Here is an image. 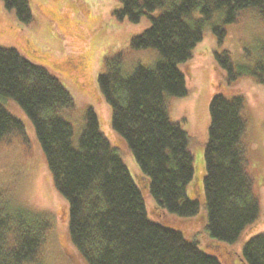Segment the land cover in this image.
Wrapping results in <instances>:
<instances>
[{"label": "trees", "instance_id": "1", "mask_svg": "<svg viewBox=\"0 0 264 264\" xmlns=\"http://www.w3.org/2000/svg\"><path fill=\"white\" fill-rule=\"evenodd\" d=\"M0 2L21 24L33 21L29 0ZM118 2L117 22L137 24L143 17L150 22L140 35L130 38L129 48L158 54L151 66L136 63L126 73L123 53H117L106 59L105 71L97 78L99 93L111 109L112 130L137 165L136 179L101 131L91 107L84 113L75 142L73 128L62 116L73 106L69 92L44 68L1 46L0 142L11 135L27 141L22 122L4 107L12 100L34 128L53 186L67 207L69 238L86 264H221L217 255L202 250L196 239L187 240L180 229L157 215L182 220L204 216L208 242L222 246L242 245L245 233L258 220L260 204L243 142L244 98L232 84L249 76L264 85V43L255 56L246 49V62L235 65L228 51L220 48L224 27L211 26L219 47L214 51L215 66L225 73V89L235 91L226 96L218 89L208 104L201 216H197L198 200L187 194L194 173L190 138L170 120L167 99L186 96V79L178 67L190 60L212 15L219 12L223 24L233 23L244 9L264 13V0ZM194 13L200 18L191 19ZM194 192L189 194L199 199ZM1 198L0 264H37L49 220L9 207ZM247 237L237 254L240 264H264V232Z\"/></svg>", "mask_w": 264, "mask_h": 264}, {"label": "rangeland", "instance_id": "2", "mask_svg": "<svg viewBox=\"0 0 264 264\" xmlns=\"http://www.w3.org/2000/svg\"><path fill=\"white\" fill-rule=\"evenodd\" d=\"M29 5L33 21L23 25L0 2V46L14 49L26 60L44 68L69 92L73 106L64 110L62 116L71 124L75 142L83 129L84 113L91 107L101 131L117 149L135 180L137 165L112 130L111 109L99 93L97 78L105 71L106 59L111 60L117 53H123L121 64L126 73L136 63L151 66L157 60L155 50L129 48L130 38L140 35L149 26V20L143 17L137 24L117 22L114 11L119 8L118 0H29ZM158 13L154 12L152 16ZM199 18V14H192L191 19ZM222 21L221 13L212 15L190 60L179 65L188 92L184 97L168 98L167 107L170 120L177 122L190 138L194 173L187 194L198 200L197 216H201L205 213L204 197L200 198L205 175L203 152L207 142L209 101L218 89L226 96L235 90L243 96V113L247 121L243 142L248 171L260 204V216L242 238L243 245L248 235L264 232V85L252 77L243 76L232 84L235 90L225 89V73L221 70L220 73L215 66L214 51L219 47L211 26L222 24L226 35L220 48L228 51L235 65L243 64L247 59L246 49L255 56L264 43V13L249 8L239 11L233 23L223 24ZM4 107L22 122L27 141L24 143L18 135H11L0 142L1 199L9 207H20L49 220L50 230L37 264H86L69 238L67 207L53 186L30 120L12 100H7ZM190 190L195 191L192 194L200 200L192 197ZM148 202L152 204V198ZM149 209L153 210L150 206ZM157 217L180 229L187 240L196 239L199 247L217 255L221 264H240L237 255L242 246L240 242L231 246L208 242L204 216L191 220Z\"/></svg>", "mask_w": 264, "mask_h": 264}]
</instances>
